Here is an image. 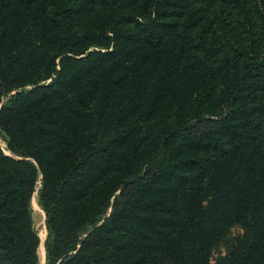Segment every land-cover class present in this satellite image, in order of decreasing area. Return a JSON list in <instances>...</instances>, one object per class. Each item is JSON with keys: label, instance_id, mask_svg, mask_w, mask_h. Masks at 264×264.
<instances>
[{"label": "trees", "instance_id": "obj_1", "mask_svg": "<svg viewBox=\"0 0 264 264\" xmlns=\"http://www.w3.org/2000/svg\"><path fill=\"white\" fill-rule=\"evenodd\" d=\"M0 264H264V0H0Z\"/></svg>", "mask_w": 264, "mask_h": 264}, {"label": "rangeland", "instance_id": "obj_2", "mask_svg": "<svg viewBox=\"0 0 264 264\" xmlns=\"http://www.w3.org/2000/svg\"><path fill=\"white\" fill-rule=\"evenodd\" d=\"M0 145L2 150L5 154H9L6 150V140L4 136L0 134ZM31 213L33 218V223L35 230L40 238V246L38 249V258H39V264L45 263V252H44V241L46 238V230L44 225V213L39 207L37 203V193L34 194L31 202ZM242 234V230L239 227H234L230 230V233L226 237V239L219 244V246L214 250L212 258H211V264L215 263V260L220 255H225L227 253L228 248L232 244V240Z\"/></svg>", "mask_w": 264, "mask_h": 264}]
</instances>
